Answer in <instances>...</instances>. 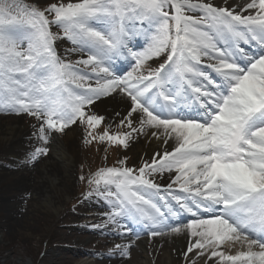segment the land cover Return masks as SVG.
Wrapping results in <instances>:
<instances>
[{
    "label": "snow or ice",
    "instance_id": "obj_1",
    "mask_svg": "<svg viewBox=\"0 0 264 264\" xmlns=\"http://www.w3.org/2000/svg\"><path fill=\"white\" fill-rule=\"evenodd\" d=\"M235 7L203 0H78L41 9L0 0V93L5 110L41 120L44 145L49 133L76 122L87 125L91 140L124 148L146 129L161 143L171 141L170 150L153 153L138 169L123 166L125 159L89 180L112 203L108 220L143 219L152 236L187 230L197 238L188 252H210L219 258L216 264H264V0ZM197 10L201 15L186 14ZM130 15L154 25L144 52L129 47ZM58 40L71 42L72 51L86 58L65 62L56 51ZM249 41L262 46L258 54L240 46ZM114 52L133 58L135 67L126 76L105 63ZM165 52V62L144 74L147 60ZM78 65L90 69L94 85ZM113 93L128 101L120 121L128 131L105 130L97 137L94 130L104 117L91 106ZM186 100L196 106L177 111ZM46 154V146L37 147L30 158ZM164 172L172 175L162 188L155 176ZM154 198L175 206L166 204L162 212ZM181 213L190 214L188 221L164 223ZM225 242L247 250L226 254L219 250Z\"/></svg>",
    "mask_w": 264,
    "mask_h": 264
},
{
    "label": "rangeland",
    "instance_id": "obj_2",
    "mask_svg": "<svg viewBox=\"0 0 264 264\" xmlns=\"http://www.w3.org/2000/svg\"><path fill=\"white\" fill-rule=\"evenodd\" d=\"M61 2L67 4L69 2H78V0H25L23 3L42 9L50 3ZM203 2L207 3L204 0ZM200 14V11L197 10L194 15L199 16ZM129 20L132 24L127 21L126 24L129 23L131 26V39L137 40L142 38L143 32L141 30H147L142 29V21L138 24V21L130 16ZM143 21L149 23L147 18ZM149 27L155 30L154 25L151 23H149ZM53 31H56V29L53 28ZM70 45L73 46L72 43ZM146 50L147 48L145 47L144 51ZM56 51L59 55L57 46ZM81 56L79 54L75 58H68L65 55L61 58L65 62L75 63ZM112 56L111 60L115 62L117 58ZM166 56L167 52L147 60L144 65V74H147L149 70L158 68L165 62ZM77 67L81 68L84 72L90 70L83 65H78ZM133 67H135V63L132 65V69ZM118 76H121V74ZM70 87L75 89L74 85H70ZM2 105L3 94L0 93V114H15L14 112L5 110ZM25 115L27 117H23V119L22 117L17 119L0 116V132L3 131L4 127L15 124L19 126L20 130H18L17 134H13V136H18L21 133L20 135L23 136V139L32 138L35 135V130L39 129L41 120L31 115ZM98 115L103 116L102 114ZM123 118L121 117L113 123L107 122L104 118L103 122L94 130V135L98 137L105 130L113 135L128 131L127 127L123 128L120 125V121ZM135 123V119H133L134 126ZM88 131L87 125L76 122L67 127L63 132L49 133L47 144L39 145V147H47V154L40 156L36 160L30 158L34 150L29 156L23 154L24 150L28 148L27 146L32 144V140L25 143L24 148L20 149L17 148L18 146L15 148L14 146L10 147V140L0 135V264H102L103 262L104 264H111L109 261H105L109 259L105 256L117 253V250H120L117 246H120V244L118 243L114 247L105 246L104 243L108 238L106 236L108 235L107 233H104L105 237L102 240V236L100 235L102 232L98 231L99 229L89 231L88 233L84 230L86 228L89 229V225L87 226L83 221L89 216L90 212H95L92 209V202L102 200L105 201L103 205L106 206L109 203L112 205L109 200L95 193L93 190L95 186L90 185L89 180L100 169L121 167V160L126 159V164L123 166L138 169L146 161H149L151 157L149 154L141 157L136 151L132 152L133 155H128V157L123 154V146L114 143H112L114 147L110 151L107 150V153L109 151L107 155L105 144L110 142L107 140L100 141L98 138L91 140L88 137ZM56 139L60 140L64 146L66 144L68 152L73 156V163L68 173V179L64 184L61 185L58 181L51 187L53 204L57 205V209H53L49 206L48 201L44 203V199L36 195L35 190L32 188L34 179L30 178L21 187L15 183L20 176L27 172L30 173V170L24 165L25 160L26 163H34L36 166L40 165L43 159L45 163L56 159L54 157ZM116 147L118 148L116 149ZM33 148L36 149L37 147L33 145ZM101 151L105 152L104 155H102ZM23 156L26 157L25 160L22 159ZM28 160L32 161L28 162ZM59 161L60 159H58ZM58 166L55 175L61 174V169L65 171L63 165L60 166L58 164ZM35 173L38 174V179L35 178V183L36 180L42 183L43 177L38 173L37 169ZM112 187L115 190V186ZM90 192L92 193L91 195L89 194ZM112 210L113 206H107L104 207L103 211H97V213L99 214V218L100 216L107 217ZM9 216H12L14 222H9L8 219H11ZM120 218H123V216ZM105 220H108V218ZM99 226L108 227L106 224ZM90 227L93 228V223L90 224ZM105 229L108 230L109 228ZM107 230L105 231L108 232ZM146 236L145 234L144 237ZM227 246H230L229 242L223 243V251H225V247ZM77 250H87L92 257L89 258L87 256L85 259L78 258L76 255ZM165 252L163 250L161 255L163 256ZM124 258H131V255H125ZM152 258L154 257L149 256L146 252H142V255L138 259L130 260L129 264H156L159 257ZM168 259L163 264H169ZM160 261L162 260L159 259V263ZM206 261L207 259L203 257L197 264H207Z\"/></svg>",
    "mask_w": 264,
    "mask_h": 264
},
{
    "label": "bare ground",
    "instance_id": "obj_3",
    "mask_svg": "<svg viewBox=\"0 0 264 264\" xmlns=\"http://www.w3.org/2000/svg\"><path fill=\"white\" fill-rule=\"evenodd\" d=\"M210 1L212 4H216L217 6L220 7H226L228 5H233L234 7L236 5H241V4H246L249 2V0H206ZM236 11H240L239 7H235ZM145 38V37H144ZM148 38L145 40L147 42ZM249 43H253V41H249ZM141 45L135 44L132 42L129 38V47H131L134 50H137L138 52H142L140 50ZM148 49V48H147ZM231 51V49H229ZM86 58V55L84 56ZM131 59V58H129ZM129 61V60H128ZM133 59L130 60L126 64V66H120L121 68L118 69L119 71H115V68L112 63L105 62L107 65H109L113 71H115L116 75L119 74V72L124 68L129 66ZM91 74V73H89ZM91 76V80L89 81L90 83L95 84V76ZM92 110L98 114H102L104 118L106 119L107 122H115L121 117H125V114L128 112V101L124 96H118L115 93L112 95H109L107 97H104L100 100H98L93 106H91ZM19 119V118H17ZM127 127L126 125H123V128ZM1 128V127H0ZM5 128V129H4ZM3 131L0 132V135L7 139L10 140V147L18 146L17 148L23 149L25 143L29 142L30 139H23V136L19 135L13 136V134H17L19 129L18 125H10L8 127H4ZM32 132V131H31ZM151 129H146L145 133H141L138 136H134L133 139H130L128 142V147L127 148H122L123 154L128 156V155H133L132 152H137L139 153V156L145 155V153L149 154L150 156L153 155V153H163L165 149H169V146L171 145V141L168 143H161V141L151 135H147L146 133H150ZM55 146H54V157L56 158L55 160H49L47 163L44 162V159L42 160V164L40 165H34V163H25V167L30 170V173L27 172L26 174L22 175L19 177V179L23 180H16L17 185L20 187L23 186L25 183H27V180H30V178L34 179L32 188L35 190L36 195L38 197H42L45 201H48V204L50 207L53 209H57V205L54 203L53 204V198H52V185L55 184V182H60V184H64V182L68 179V173L71 170V164L73 163L72 161V154L68 152V149L61 143L60 140H55ZM35 145H43V141L40 139V136L38 134V130H35V136L33 139V142ZM105 146L107 149L110 151L111 148H113L111 143H106ZM104 147V148H106ZM107 149L106 152H107ZM29 150L27 149L25 153H27ZM28 154V153H27ZM129 157V156H128ZM58 159L60 161L58 162ZM32 161V160H29ZM28 161V162H29ZM65 168L63 171L61 169V174L58 173V175H55L56 168L59 167L58 164ZM18 164V163H17ZM54 166V167H53ZM27 169V170H28ZM36 169L38 170V173L43 177L42 183L36 180L35 183V178L38 179V174L35 173ZM33 171V172H31ZM172 174L168 172H164L162 174L156 175L155 179L158 181H161L165 185L166 182H170V176ZM161 183V184H162ZM41 192V193H40ZM103 203L105 201H99V202H92V207L94 210L101 211L103 210L101 207L103 206ZM175 206V205H173ZM81 216V215H80ZM79 216V217H80ZM8 219L10 223L14 222V219L12 216H9ZM166 224H171V223H166ZM115 227H117L114 231V233L106 235L108 238L106 239L107 241L104 243L105 246H116L118 243L120 244L121 248H126L127 250V255H131L130 259H127L124 261V254L120 250H117L118 252L112 255H108V260L111 264H129L130 260L138 259L142 255V252H146L149 256L159 257L162 261H160L161 264L165 262L168 258V263L170 264H192L193 261H196L200 256H201V250L199 253H196L190 257L187 255L190 254L191 252H188V247L190 244L194 243V241L197 238H193L190 236V233L187 230L181 231L180 233H174L171 232L170 230H165L161 234H158L156 236L151 235V229L147 228L148 224L146 223L145 226L137 231L131 230L130 232L127 231H120L121 226L124 228L125 223L122 220H116L115 222ZM180 226H183L182 224ZM122 228V229H123ZM147 229L146 232L144 230ZM143 232L144 235L146 234V237H143ZM150 238L155 239V244L148 243ZM148 241V242H147ZM194 249V248H193ZM163 253V256L161 253ZM220 250V248H219ZM80 252V251H79ZM87 253L86 250H83L80 252V254H76L77 256L79 255H84ZM141 254V255H140ZM167 254V256H165ZM169 254V255H168ZM162 256V257H161ZM171 256V257H170ZM206 256L210 259L208 264H216L218 261V257H211L210 252H206ZM166 257H168L166 259ZM158 262L156 264H160ZM104 264V262L102 263Z\"/></svg>",
    "mask_w": 264,
    "mask_h": 264
}]
</instances>
